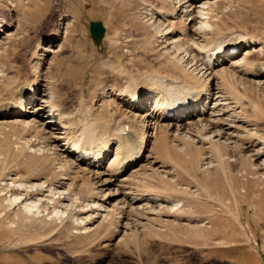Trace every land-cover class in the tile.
Listing matches in <instances>:
<instances>
[{
  "label": "rangeland",
  "instance_id": "1",
  "mask_svg": "<svg viewBox=\"0 0 264 264\" xmlns=\"http://www.w3.org/2000/svg\"><path fill=\"white\" fill-rule=\"evenodd\" d=\"M144 2L0 0V20L12 24L0 27V94L15 76L36 75L29 63L36 50L40 88L69 110L80 94L88 102L102 82H113L101 57L134 74L141 88L146 75L196 78L193 62L174 50L178 32L160 38L159 22L142 9ZM209 10L201 20L211 24L214 37L222 30L264 39V0H218ZM92 20L105 27L100 46L90 37ZM173 27L184 31L185 20ZM114 30L116 40L110 43ZM199 33L214 38L208 29ZM48 45L56 51H45ZM234 52L240 56L243 50ZM172 64L179 71L187 67V75L174 72ZM242 77L237 91L252 92L263 104L264 86ZM39 94L27 108L30 115L42 103ZM151 98L145 112L153 107ZM105 99L98 93L93 100L99 121L109 123L113 111L134 116L136 110L116 96ZM45 116L34 117L31 126L0 118V264H264V111L247 109L245 128L228 146L172 136L162 145L148 137L134 165L142 164L138 173L131 175L128 168L121 176L128 180L108 187L94 184L93 176L81 177L63 161L60 145L53 147L57 142L44 132L50 129ZM145 122L150 134L153 120L147 116ZM57 181L66 187L55 188ZM128 188L146 198L123 203L119 192ZM155 193L162 197L150 199Z\"/></svg>",
  "mask_w": 264,
  "mask_h": 264
},
{
  "label": "bare ground",
  "instance_id": "2",
  "mask_svg": "<svg viewBox=\"0 0 264 264\" xmlns=\"http://www.w3.org/2000/svg\"><path fill=\"white\" fill-rule=\"evenodd\" d=\"M217 1L145 0L142 6L150 17L159 22L155 28L160 38L178 32L174 40V50L182 53V58H186L187 63L193 62L190 71L196 78L179 80L180 78L174 79L156 74L146 75V84L141 88L134 74L121 65H113L101 57L99 63L111 72L113 82L109 84L102 82L99 91L90 94L88 98L90 102H86L85 96L80 94L75 108L69 110L56 101L51 92L44 93L40 88L41 61L39 53L34 50L29 63L36 75L33 78H22L18 75L10 80L6 93L0 94V118L3 121L31 126L35 121L37 122L34 117H43L47 114L44 121L50 129L44 132H48L46 134L50 141L57 142L52 143L53 147L60 145L57 152L59 156L64 162L72 165L81 177L85 178L84 175H87L90 179L93 176V183L102 187H108L115 181L128 180L127 175L121 177L128 168L131 169L129 172L131 175L138 173L142 164L140 167L134 165L142 158L148 137H156L162 145L172 136L190 142L197 141L200 145L215 147L214 143L219 142L228 146L245 128L247 109L251 108L255 113L264 111L262 99L255 98L252 92H238L236 89L238 82L244 83L242 76L245 78L248 76V81L258 88L264 86V57L260 58L262 56L260 53H264V39H260L257 34H245L238 30H233L238 32L231 36L222 30H216L217 36L214 37L211 24L207 20H201V14L205 11L207 13ZM176 20L182 22L185 20L184 31L173 27ZM0 22V27L8 28L12 25L11 21L0 20ZM207 29L208 34L214 37L209 41L204 37L207 32L199 33ZM107 40L110 43L115 42V30ZM235 49H242V55H237ZM45 51L56 50L48 45ZM258 54L260 56H257ZM195 64L196 66H193ZM171 68L177 74L187 75L185 74L187 67L179 71L178 67L172 64ZM195 70L197 72H193ZM39 92L40 102L44 104L39 103L38 107L34 108L35 113L32 112L34 114L30 115L31 111L29 112L27 108L35 101ZM98 93L102 95L103 102L106 100L105 97L116 96L120 102L136 110L132 111L134 116H130L131 118L121 116L118 113L122 110L118 113L113 111L111 116L109 115L111 118L109 123L101 121L102 119L99 121L95 117L93 107V100ZM149 97H152L154 104L148 112H145L143 110L146 107L145 101ZM137 110L142 113H137ZM30 116L32 117L29 119ZM147 116L153 120L150 134L147 131L149 125L145 122ZM54 133H58L59 136ZM221 138L223 140H220ZM65 185L63 181H59L55 188H65ZM101 189L97 188V192ZM131 189L119 192L122 196L120 201L133 204L146 198V193ZM156 194L150 199L162 197ZM107 197H103L105 201ZM115 202L117 205L118 201ZM92 206L97 207L96 202L93 201Z\"/></svg>",
  "mask_w": 264,
  "mask_h": 264
},
{
  "label": "water",
  "instance_id": "3",
  "mask_svg": "<svg viewBox=\"0 0 264 264\" xmlns=\"http://www.w3.org/2000/svg\"><path fill=\"white\" fill-rule=\"evenodd\" d=\"M90 37L95 45H98L103 39L105 27L101 21H89Z\"/></svg>",
  "mask_w": 264,
  "mask_h": 264
}]
</instances>
